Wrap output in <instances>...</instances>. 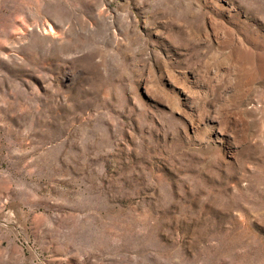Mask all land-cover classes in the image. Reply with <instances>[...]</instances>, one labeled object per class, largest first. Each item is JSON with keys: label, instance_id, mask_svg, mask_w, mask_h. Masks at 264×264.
I'll list each match as a JSON object with an SVG mask.
<instances>
[{"label": "rangeland", "instance_id": "1", "mask_svg": "<svg viewBox=\"0 0 264 264\" xmlns=\"http://www.w3.org/2000/svg\"><path fill=\"white\" fill-rule=\"evenodd\" d=\"M0 264H264V0H0Z\"/></svg>", "mask_w": 264, "mask_h": 264}, {"label": "bare ground", "instance_id": "2", "mask_svg": "<svg viewBox=\"0 0 264 264\" xmlns=\"http://www.w3.org/2000/svg\"><path fill=\"white\" fill-rule=\"evenodd\" d=\"M51 29V28H50Z\"/></svg>", "mask_w": 264, "mask_h": 264}]
</instances>
